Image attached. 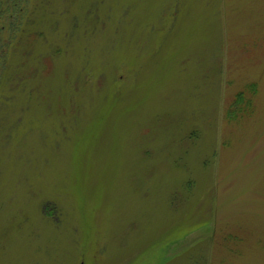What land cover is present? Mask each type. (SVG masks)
Listing matches in <instances>:
<instances>
[{"label": "rangeland", "instance_id": "374dc122", "mask_svg": "<svg viewBox=\"0 0 264 264\" xmlns=\"http://www.w3.org/2000/svg\"><path fill=\"white\" fill-rule=\"evenodd\" d=\"M0 264H264V0H0Z\"/></svg>", "mask_w": 264, "mask_h": 264}, {"label": "trees", "instance_id": "16d2710c", "mask_svg": "<svg viewBox=\"0 0 264 264\" xmlns=\"http://www.w3.org/2000/svg\"><path fill=\"white\" fill-rule=\"evenodd\" d=\"M15 5V4H14ZM252 86H253V84H251ZM241 98H242V95H241V93H238L237 94V98H236V102H239L240 100H241Z\"/></svg>", "mask_w": 264, "mask_h": 264}]
</instances>
